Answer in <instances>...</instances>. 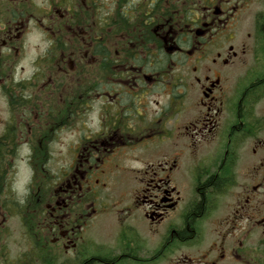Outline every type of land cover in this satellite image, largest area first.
I'll return each instance as SVG.
<instances>
[{
	"label": "flooded vegetation",
	"instance_id": "af4514ba",
	"mask_svg": "<svg viewBox=\"0 0 264 264\" xmlns=\"http://www.w3.org/2000/svg\"><path fill=\"white\" fill-rule=\"evenodd\" d=\"M250 2L0 0V264H262Z\"/></svg>",
	"mask_w": 264,
	"mask_h": 264
},
{
	"label": "rangeland",
	"instance_id": "374dc122",
	"mask_svg": "<svg viewBox=\"0 0 264 264\" xmlns=\"http://www.w3.org/2000/svg\"><path fill=\"white\" fill-rule=\"evenodd\" d=\"M259 5H260V0H251V2H250L251 8H253V7L257 8ZM256 10L249 9V14L250 15L254 14V11H256ZM4 117L5 116H4V112H3L2 103H0V121H2ZM18 175H19L18 176L19 180H18L16 187L18 189V192H21V190L24 186V183L26 181V177H27V174H26L25 170L22 168V166L19 167ZM19 187H21V188H19ZM11 226L14 229V232H16V230H17L16 219L14 221H12ZM98 229L100 231H102L104 229V225L101 222L98 223ZM216 240H218L217 239V232L213 231V230H209V232L206 233V235L204 236V238H203L202 242L199 244V246L196 247V250L194 252L195 255H197L199 257V255L201 253H203L204 251H206L210 247H212L211 244ZM261 253H264V250H262ZM196 263L197 264H204V263H198V262H196ZM161 264H166V263H161ZM168 264H173V263H168ZM217 264H238V263L234 262L231 259H226V260L224 259L222 261L219 260V262ZM262 264H264V255L262 257Z\"/></svg>",
	"mask_w": 264,
	"mask_h": 264
}]
</instances>
